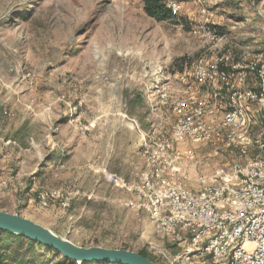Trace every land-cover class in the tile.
I'll return each instance as SVG.
<instances>
[{
    "label": "rangeland",
    "instance_id": "rangeland-1",
    "mask_svg": "<svg viewBox=\"0 0 264 264\" xmlns=\"http://www.w3.org/2000/svg\"><path fill=\"white\" fill-rule=\"evenodd\" d=\"M181 1L174 23L148 16L142 0H0V136L35 134L42 146L35 174L19 175L16 153L5 161L6 177L13 178L0 186L1 210L46 224L78 245L154 255L148 243L158 237L148 216L136 215L128 194L103 176L104 169L121 174L128 155L119 125L139 120L148 129L150 98L160 102L158 90L181 84L191 91L194 67L221 48L233 49L236 60L264 50V0ZM215 33L223 38L213 39ZM38 115L42 120L33 122ZM80 157H87L82 169L75 164ZM231 159L202 145L187 172L209 176ZM52 191L60 198L46 206L40 194ZM66 197L69 207L61 204ZM30 259L79 264L45 246Z\"/></svg>",
    "mask_w": 264,
    "mask_h": 264
},
{
    "label": "built area",
    "instance_id": "built-area-1",
    "mask_svg": "<svg viewBox=\"0 0 264 264\" xmlns=\"http://www.w3.org/2000/svg\"><path fill=\"white\" fill-rule=\"evenodd\" d=\"M166 3L181 12V0ZM193 77L197 93L158 90L172 115L168 128L144 132L145 168L129 176L104 169V179L128 194L136 215L148 216L158 237L148 243L157 263L264 264V50L236 60L233 49L221 48L194 67ZM202 145L232 159L193 178L187 168ZM59 198L58 191L40 194L46 206ZM61 204L69 207L68 197Z\"/></svg>",
    "mask_w": 264,
    "mask_h": 264
},
{
    "label": "crops",
    "instance_id": "crops-1",
    "mask_svg": "<svg viewBox=\"0 0 264 264\" xmlns=\"http://www.w3.org/2000/svg\"><path fill=\"white\" fill-rule=\"evenodd\" d=\"M200 1V0H199ZM184 2H182V10L184 8L183 5ZM188 7V6H187ZM190 12V11H189ZM188 12V13H189ZM175 90L177 91H188L189 93H197V91L193 88L191 91L189 89H185L184 85L181 84L180 88L177 87ZM151 97V95H149ZM151 101V106L148 107V122H149V127L148 129H144L140 126L139 120H137L136 124L134 123H128V124H120L119 125V132L125 133L127 136L125 138V142L128 143V155H124L125 157H122L121 161H124V165L117 168L118 171H120L122 175V171L124 169L129 170V173L127 174L130 175L132 171L138 170V169H144L145 168V163L143 156L141 154V144L143 140V134L147 130H149L153 125H158L162 129L168 128V122L169 118L172 114L171 110H169L164 104L160 102H156L153 104V99L150 98ZM139 119V116H137ZM29 118L28 117H23L21 121V126L26 127L28 124ZM41 121L42 116L38 115L37 117H34L32 120L33 122ZM141 121V119H140ZM5 130H2V135L6 134L7 128L6 126ZM22 128V127H21ZM2 129L1 127V122H0V130ZM4 132V133H3ZM3 139L7 140L10 139L11 137H6V136H0V155L5 151L4 155H2L3 159L0 160V180L6 179L7 181L12 180L11 176L6 177L9 174V165L5 164V161H9L10 158H13V155L16 153V164L19 168V175L25 178V176H28L30 174H35L38 169L41 167V162L39 161L40 157V151L42 149L41 146V139L39 136H34L27 138V136H23V138L19 137L15 138L13 143L10 145H5L3 142ZM124 142V144H125ZM12 151V153H9V151ZM15 150V151H14ZM87 163V157H80V159L75 160L76 166H79L81 169L85 165L86 167ZM121 164V163H120ZM73 162H71V168L73 167ZM5 175V176H3ZM36 221V220H35ZM43 224V223H41ZM46 225V224H43Z\"/></svg>",
    "mask_w": 264,
    "mask_h": 264
},
{
    "label": "water",
    "instance_id": "water-1",
    "mask_svg": "<svg viewBox=\"0 0 264 264\" xmlns=\"http://www.w3.org/2000/svg\"><path fill=\"white\" fill-rule=\"evenodd\" d=\"M0 230L25 236L47 248L55 249L64 257L85 264L102 262L114 264H159L139 251L104 246H82L51 228L19 213L0 209Z\"/></svg>",
    "mask_w": 264,
    "mask_h": 264
},
{
    "label": "trees",
    "instance_id": "trees-1",
    "mask_svg": "<svg viewBox=\"0 0 264 264\" xmlns=\"http://www.w3.org/2000/svg\"><path fill=\"white\" fill-rule=\"evenodd\" d=\"M144 11L148 16L159 22L178 23L177 14H174L167 6L166 0H142ZM219 31L221 28H219ZM222 33V30L220 31ZM182 68V67H181ZM42 245L25 236L13 234L8 231L0 230V264H27L31 256H35L37 248ZM142 255L157 262L154 255L146 249L139 250Z\"/></svg>",
    "mask_w": 264,
    "mask_h": 264
}]
</instances>
